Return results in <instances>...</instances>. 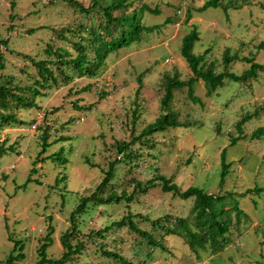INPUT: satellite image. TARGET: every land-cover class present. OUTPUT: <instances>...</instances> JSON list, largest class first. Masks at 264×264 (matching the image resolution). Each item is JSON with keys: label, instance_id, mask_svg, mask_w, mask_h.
<instances>
[{"label": "rangeland", "instance_id": "obj_1", "mask_svg": "<svg viewBox=\"0 0 264 264\" xmlns=\"http://www.w3.org/2000/svg\"><path fill=\"white\" fill-rule=\"evenodd\" d=\"M78 1L86 7L92 2ZM143 1L155 9L146 12L143 23L159 24L148 32V40L130 42L112 52L96 76L38 86L41 93L35 97V106L12 111L23 123L0 125V145L15 148L0 156V264H36L50 223L55 231L47 257L62 256L61 235L71 227L79 193L96 187L109 161L121 156L116 142L131 141L160 116L164 74L177 71L181 80L194 75L181 49L183 37L195 26L200 39L194 52L210 48L208 60L216 63L217 72L225 69L227 47L240 58L230 64L237 74L249 68L246 56L264 64L260 45L264 42V0H223L222 5L205 10L199 8L209 0ZM85 19L65 0H0V61L4 64L0 74L13 76L14 84L22 85L33 81L36 68L32 60L47 57L48 46L69 47L76 54L60 34ZM194 93L202 102L192 101L187 86L177 89L173 106L183 111L185 116H179L183 123L155 132L154 149L145 139L133 145L143 152L133 175L146 183L161 174L183 190L195 186L224 196L215 199L213 210L217 220L228 225V232L200 249V257L182 236L171 235L166 249L151 250L126 228L110 235L108 248H115L113 239L122 238L118 248L135 264L140 259H146L145 264H264V133L254 134L264 127V71L246 83L228 80L211 95L199 79ZM247 115L250 118L241 131L237 124ZM45 132L48 143L42 153ZM224 150L228 167L223 180ZM57 152L68 158L65 164L49 158ZM30 176L32 181L26 185ZM59 177L63 180L57 184ZM113 182L119 194L129 183L123 175ZM139 201L134 202L137 211L154 217L179 216L191 210L194 198L165 194L158 180L139 195ZM126 212L123 204L97 206L81 238L91 228H102ZM85 242L87 257L95 263L112 264L100 253L91 255L96 245ZM65 264L83 263L74 259Z\"/></svg>", "mask_w": 264, "mask_h": 264}, {"label": "trees", "instance_id": "obj_2", "mask_svg": "<svg viewBox=\"0 0 264 264\" xmlns=\"http://www.w3.org/2000/svg\"><path fill=\"white\" fill-rule=\"evenodd\" d=\"M65 1L77 11L79 10L86 18L77 27H69L66 29L67 33L62 32L60 34L64 41L69 42L70 46L75 48L76 54L69 47L58 46L55 48L48 46L45 50L47 57L33 58L32 60L36 68V73L31 76L33 81L22 85L14 84L15 78L13 76L0 74V106L2 107H0V125L4 123H23L12 111L21 107L35 106V97L41 93L38 86L44 87L50 85L51 82H57L59 79L70 81L74 77L96 76L105 66L107 58L112 52L128 46L130 42L141 43L148 40V32H152L159 27V24L146 25L143 23L142 19H144L147 11L155 12V9H152L151 5L143 0H92L87 7L78 0ZM222 4L223 0H209L199 10H205L211 6L217 7ZM199 39L200 31L195 26L183 37L181 49L182 55L189 63L194 75L188 80H181L177 71L164 74L165 92L162 98L160 116L154 122L144 126L140 134L134 136L131 141H118L115 143L121 156L109 161L108 169L104 171L105 175L96 187L84 193L83 191L79 193V202L71 213V227L61 235V244L64 249L62 256L59 258L47 257V248L53 242L52 235L55 231V227L50 223L46 236L47 241L39 249L40 259L36 264H65L74 259L75 261L80 260L83 264H102V262L95 263L91 257H87L86 240H91L96 245L91 255L100 253L102 256L111 259L112 264H135L132 259L123 255L118 248V243L122 238L120 240L118 238L113 239L115 248H108L110 235L117 231L120 232L124 228L134 233L136 238L140 237V243H146L151 250L166 249L167 239L171 235L182 236L198 257H200L199 250L204 249L208 242L213 244L219 236H224L228 232V225L217 220L216 212L213 210L215 199L224 196L216 197L203 188L195 186L183 190L172 179L161 174L146 183L136 179L133 175V172L141 164L137 161L143 156V152L134 149L133 145L137 142L144 143L143 140L145 139L146 144L150 145L149 148L154 149L156 141H154L152 135L155 132L166 131L183 123L179 119V116H185L183 111L175 110L173 106L177 89L187 86L192 101L198 103L202 100L194 93V86L199 79L205 82L207 95H211L218 88L225 86L228 80L246 83L257 78L259 73L264 71V64L258 62L253 56L244 58L249 64V68L244 73L237 74L231 71L230 64L240 58L237 54H232L231 48L227 47L223 57L225 69L222 72H217L216 63L208 60L210 48L200 54L194 52L195 43ZM260 45L261 48H264V42ZM54 56L55 58H53ZM1 59L2 55L0 53ZM0 68H4L1 61ZM139 78L141 81L142 74ZM141 87L142 85L139 86L137 92H140ZM137 113L138 108H135L133 114L136 116ZM249 118L250 116L247 115L241 119L237 124V128L242 131L243 124ZM134 126H136L135 122ZM46 133L42 137L44 140L42 153L47 150L48 136ZM263 133L264 127H259L254 134L261 135ZM14 149L12 145H0V156ZM225 153L224 150L222 152L223 180L227 176L228 167L225 161ZM63 154L57 152L50 154L49 158L55 162L65 164L68 158L64 157ZM122 175L124 179H128L129 183L119 194L113 180L115 178L121 180ZM62 180L63 177L57 178V184ZM158 180L162 183V190L165 194L172 193L173 196L179 195L184 199L194 198L192 208L188 210L186 215L178 214L179 216H177L173 213H164V215L154 217L152 214L135 210L134 202L139 201V195L148 192L149 188L155 186ZM30 181H32V176L28 178L26 185ZM111 204H123L127 208V212L102 228L94 230L90 227L91 230L86 238H81L80 233L88 227V217L95 213L97 206ZM85 214H88L87 217H84L86 219L83 218ZM236 216L238 218V213ZM50 218L52 219V216ZM81 220L85 224L80 223ZM151 255V251H149L148 256L151 257ZM145 263L146 259H140L138 264Z\"/></svg>", "mask_w": 264, "mask_h": 264}, {"label": "built area", "instance_id": "obj_3", "mask_svg": "<svg viewBox=\"0 0 264 264\" xmlns=\"http://www.w3.org/2000/svg\"><path fill=\"white\" fill-rule=\"evenodd\" d=\"M170 62V59H167V63H169ZM37 119V118H36Z\"/></svg>", "mask_w": 264, "mask_h": 264}]
</instances>
